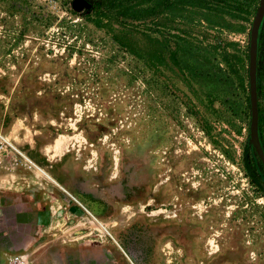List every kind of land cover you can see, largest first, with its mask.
Instances as JSON below:
<instances>
[{
	"label": "rangeland",
	"instance_id": "374dc122",
	"mask_svg": "<svg viewBox=\"0 0 264 264\" xmlns=\"http://www.w3.org/2000/svg\"><path fill=\"white\" fill-rule=\"evenodd\" d=\"M72 1L0 0V164L32 169L23 152L73 195L40 210L7 189L0 264H264L246 158L259 0L144 1L131 22Z\"/></svg>",
	"mask_w": 264,
	"mask_h": 264
},
{
	"label": "trees",
	"instance_id": "16d2710c",
	"mask_svg": "<svg viewBox=\"0 0 264 264\" xmlns=\"http://www.w3.org/2000/svg\"><path fill=\"white\" fill-rule=\"evenodd\" d=\"M150 3L154 0H94L91 2V8L85 10L87 13H90L92 16H95L98 20L115 18L118 21L131 22L137 20L141 13V10L136 9L135 6L139 5V2ZM166 4L169 7L180 6V7H190V6H199L201 9H207L208 7L220 8L221 5L227 6L226 1L229 0H165ZM231 3V2H229ZM229 8V6H227ZM226 7V8H227ZM261 29L259 31L258 38V59L261 49ZM258 69V65H257ZM262 72L261 82L257 81V92H258V112H259V121H258V132L261 145L264 150V73ZM258 73V70H257ZM258 75V74H257ZM248 86V83H247ZM249 101V97L247 98ZM247 161H248V172L255 174V176L260 181L261 185L264 186V169L257 159L254 151L251 147H247Z\"/></svg>",
	"mask_w": 264,
	"mask_h": 264
},
{
	"label": "crops",
	"instance_id": "0c3cea01",
	"mask_svg": "<svg viewBox=\"0 0 264 264\" xmlns=\"http://www.w3.org/2000/svg\"><path fill=\"white\" fill-rule=\"evenodd\" d=\"M0 139L5 141V139L2 136H0ZM25 156L27 157V159H25L23 155L21 157H23L25 161L28 162L30 166H32V169L30 168L28 170L18 164L15 165L14 162L8 160L2 161V163L0 164V201L3 200L1 197L2 194H4L5 191L8 189L7 191H11L15 195H23V196H25L26 194L30 195V198H28L27 201L30 202L36 200L38 204H35V207L36 209H40V210L44 209L45 206H49V205H50L49 208H53L54 203L55 201L57 202L58 198H59L58 200L60 201L64 200L67 203L68 197L66 195L65 196L67 198L63 197L64 194L60 191V190L64 191L62 187H65V185L56 177L54 173L47 171L55 178L45 173L46 170L44 169L45 170L44 171L42 167L40 168L32 164L34 163L33 160L29 158L27 155ZM41 190L42 192L40 193ZM44 190L50 193L46 194ZM69 192L70 191H68L67 193L70 194ZM50 196L51 197L55 196L56 199L54 198L50 199Z\"/></svg>",
	"mask_w": 264,
	"mask_h": 264
},
{
	"label": "water",
	"instance_id": "95a60500",
	"mask_svg": "<svg viewBox=\"0 0 264 264\" xmlns=\"http://www.w3.org/2000/svg\"><path fill=\"white\" fill-rule=\"evenodd\" d=\"M72 8L76 11L89 9L90 5L86 0H73ZM264 18V0H259L256 13L253 17L249 30V48H248V91L250 107V145L264 169V150L260 142L258 132V92H257V53H258V35L261 23Z\"/></svg>",
	"mask_w": 264,
	"mask_h": 264
},
{
	"label": "flooded vegetation",
	"instance_id": "af4514ba",
	"mask_svg": "<svg viewBox=\"0 0 264 264\" xmlns=\"http://www.w3.org/2000/svg\"><path fill=\"white\" fill-rule=\"evenodd\" d=\"M83 10H86V9H83ZM264 19V18H263ZM263 22V21H262ZM262 24V23H261ZM260 30V29H259ZM258 38H259V35H258ZM257 65H258V75H257V81L258 82H261V76H262V72H261V67L259 66V59H258V53H257Z\"/></svg>",
	"mask_w": 264,
	"mask_h": 264
},
{
	"label": "built area",
	"instance_id": "2783aa9c",
	"mask_svg": "<svg viewBox=\"0 0 264 264\" xmlns=\"http://www.w3.org/2000/svg\"><path fill=\"white\" fill-rule=\"evenodd\" d=\"M0 145L1 146H4V145H6V146H8V147H10L4 140H2V139H0ZM11 148V147H10ZM12 149V148H11Z\"/></svg>",
	"mask_w": 264,
	"mask_h": 264
},
{
	"label": "bare ground",
	"instance_id": "6f19581e",
	"mask_svg": "<svg viewBox=\"0 0 264 264\" xmlns=\"http://www.w3.org/2000/svg\"><path fill=\"white\" fill-rule=\"evenodd\" d=\"M20 153H21V155H23V157H25L27 159V157L25 156L26 154H24L23 152H20ZM62 188H63V190H65L66 192H68L67 189H65V187H62ZM89 214L93 216V214H91V213H89Z\"/></svg>",
	"mask_w": 264,
	"mask_h": 264
}]
</instances>
